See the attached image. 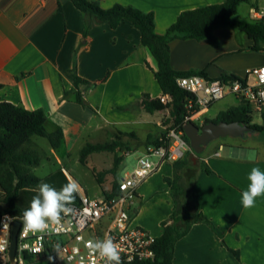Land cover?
<instances>
[{"label":"crops","instance_id":"obj_1","mask_svg":"<svg viewBox=\"0 0 264 264\" xmlns=\"http://www.w3.org/2000/svg\"><path fill=\"white\" fill-rule=\"evenodd\" d=\"M94 1L104 9L120 4L154 12L156 32L160 35L183 11L215 4L213 0H178V7L174 8L172 0ZM159 4L163 10L158 8ZM90 22L85 36L86 15L72 0H0V103H12L30 111L42 109L48 118V131L62 129L64 133L61 150L56 152L51 147L49 151L58 167L40 177L35 170L43 164L41 161L32 168L39 178L63 169L73 180L69 170L62 166L60 152L69 155L78 151L81 155L88 144H104L118 136L126 145L123 152L137 151V164L173 123L170 109L151 114L141 105L144 95L155 99L164 94L154 74L158 70L157 60L143 45L141 31L129 20L116 29L93 17ZM215 34L220 41L218 47L206 40L174 39L170 43L173 68L205 71L208 78L219 79L227 73L244 76L248 69L264 65L261 62L237 68L228 64L224 58L244 51L245 45H240L231 28L217 29ZM246 38L250 41L248 47H255L251 44L255 41L247 34ZM75 70L87 81L78 87L87 106L76 102L73 94L65 96L66 92L77 90ZM231 96L214 103L203 118L215 119L242 103H235L236 97L231 101ZM255 116L262 119L254 115L253 124L262 125L263 122L255 123ZM243 140V145H233L239 151L227 154L223 144L208 146L197 157L199 164L193 163L194 199L215 229L204 223L195 224L176 243L174 264H264V196L257 198L252 208L246 209L241 203L250 170L258 167L264 171V132L246 135ZM33 143L42 144L32 139ZM123 152L120 156L124 157ZM97 154L112 153L91 154L88 164ZM173 164L162 163L140 186L135 204L138 207L134 209L137 224L154 232L160 227L161 235L162 222L173 213V198L165 181L174 175ZM113 169L117 177L118 167ZM115 176L107 174L105 189L112 188L108 189L109 181L111 185ZM232 250L239 252L240 259Z\"/></svg>","mask_w":264,"mask_h":264},{"label":"trees","instance_id":"obj_2","mask_svg":"<svg viewBox=\"0 0 264 264\" xmlns=\"http://www.w3.org/2000/svg\"><path fill=\"white\" fill-rule=\"evenodd\" d=\"M251 0H226L221 4L207 5L193 10L183 11L164 35L156 32V17L154 12H145L133 6L117 4L110 9L101 7L98 1L94 0H72L74 5L86 15L87 36L90 28V19L93 17L99 23H107L116 29L125 21H131L142 33V43L148 47L158 63V70L154 72L155 78L164 94L170 95L173 102L165 105L159 98H151L144 95L141 105L151 114L170 109L173 124H181L186 115L187 92L182 90L176 82L181 76L202 75L207 77L205 71L190 70L177 71L171 64L170 43L174 39L206 40L213 47L220 45L219 38L215 31L220 28H231L247 34L256 43L253 49L259 50V45L264 44V18L253 21H237L234 16L243 3H250ZM235 76V75H234ZM226 78V77H225ZM76 91H68L65 96L73 94L76 102L87 106L84 96L78 87L86 80L80 78L76 70L74 72ZM250 106L241 103L237 107H231L221 112L217 118L208 119L207 122H240L248 124L254 132H264V113L262 125L253 124V116ZM48 118L42 109L30 111L23 106L8 102L0 103V218L4 214H11L21 217L23 211L29 207L30 201L36 195L37 185L41 181L52 184L57 189L70 180L63 169H59L45 178H39L32 168L41 162L39 154L30 148L32 138L39 136L46 138L51 147L59 152L64 145V133L62 129L50 132L47 129ZM123 135V134H122ZM166 135V134H165ZM163 135V137H165ZM132 136H135L132 134ZM186 140H190L185 136ZM155 146L163 144L157 140ZM126 148L121 136L104 144H88L81 151L80 162L88 165V157L94 153H114L116 156V167L123 161L120 153ZM173 177H166L170 193L173 198V213L162 222L163 233L157 238L155 251L156 258L148 264H174V252L176 243L184 238L195 224L204 223L215 229L212 221L199 210L194 199L193 183L190 189H186L183 180L187 179L189 170L193 163L188 155L174 164ZM211 173L209 169H206ZM93 174L102 188L103 195L113 197L119 193V181L115 176V170L97 172ZM112 173L115 177L112 188H104L107 174ZM189 177V176H188ZM80 202L79 195H76L73 204ZM238 259L240 254L232 250Z\"/></svg>","mask_w":264,"mask_h":264},{"label":"built area","instance_id":"obj_3","mask_svg":"<svg viewBox=\"0 0 264 264\" xmlns=\"http://www.w3.org/2000/svg\"><path fill=\"white\" fill-rule=\"evenodd\" d=\"M251 16L264 18V7L251 8ZM226 77V78H225ZM177 85L187 92L186 115L181 124H171L160 146L151 147L138 160L135 168L119 180V193L113 197L92 198L79 191L80 202L72 204V211L64 214L58 225L49 230L25 232L22 216L4 214L0 218V264H11L9 249L12 227L21 222L17 253L14 264H105V260L88 247L89 241L111 235L118 244L122 264H148L156 258L157 238L140 226H135L131 209L138 199L140 186L161 164L183 160L194 149L185 138L184 126L189 122L204 125L205 112L228 95L250 106L252 116L264 113V65L248 69L244 76L224 74L219 79L202 75L181 76ZM162 103L173 102L170 95L163 94ZM129 152L123 155L129 156Z\"/></svg>","mask_w":264,"mask_h":264},{"label":"rangeland","instance_id":"obj_4","mask_svg":"<svg viewBox=\"0 0 264 264\" xmlns=\"http://www.w3.org/2000/svg\"><path fill=\"white\" fill-rule=\"evenodd\" d=\"M223 0H213L215 4H219ZM159 9L163 10L161 8V4L158 5ZM172 6L174 8L178 7V0H172ZM264 7V0H251L250 3H243L239 6L237 14L234 16V20L237 21H253L255 20L251 16V8H262ZM233 30V29H232ZM235 31V30H234ZM236 32V38L238 42L243 45H245V50L242 52H238L237 54L228 56L227 58H224V61L227 62L230 65H234L237 68H245L246 66H250L251 64H259L261 62H264V44L259 45V50L249 48L248 43L250 42L248 38H246V34L240 31ZM224 36L222 35V40H224ZM253 46L256 44L254 42L251 43ZM234 96H231V101L233 100ZM235 98V97H234ZM238 99L235 98V103ZM240 101V100H238ZM241 102V101H240ZM214 112L210 114L211 118H214ZM208 120V119H206ZM263 122L261 117L255 116V123H261ZM168 123V122H167ZM199 124V122H197ZM33 141H39L42 144H31L30 148L32 150H35L39 156L41 157V161H44L43 164L36 168L35 172L38 176L44 177L46 176L50 171L54 170L58 167V164L56 162V159L54 156H49V151L51 150V145L49 141L46 138L34 136ZM215 143L217 144H223L226 154L230 152H236L239 151L238 148H234V144H238V146L244 144V140L241 137H221L209 144V147H212ZM129 150V148H127ZM113 154V153H112ZM97 154V158H95L91 164L83 165L80 162V152H74L72 154H65L64 151L60 152L59 156L62 160V166L67 168L72 175L73 180L77 181L80 184V190L84 193H88L92 198L94 197H102V188H100V185L95 179V176L93 174L92 168L96 169L97 172H103L113 169L116 165V156L115 154ZM201 154H196L195 152L189 153L188 157L192 161V163H195L196 165L199 164V158H197ZM138 156L137 151H132L129 156H124L122 164L119 165L118 171H117V177L118 181L121 180L126 172L132 171L135 164H136V158ZM50 158V160H48ZM48 160V161H47ZM137 165V164H136ZM110 167V168H109ZM109 168V169H108ZM194 174V170H189L187 179L183 180L184 186L186 189H190L192 186V176ZM112 177L109 179L111 180ZM109 188L112 187V183L110 185L109 181ZM169 189V188H168ZM169 191V190H168ZM138 206L135 205L130 211V214L132 216L133 222L135 226L143 227L144 229L151 232L154 236H160L161 235V228L157 229V231H152L148 226L137 224V217L138 214L135 212L134 209H136ZM152 219V217H150ZM154 224L153 222H151ZM156 224V222H155ZM32 264H49L48 262H36Z\"/></svg>","mask_w":264,"mask_h":264},{"label":"clouds","instance_id":"obj_5","mask_svg":"<svg viewBox=\"0 0 264 264\" xmlns=\"http://www.w3.org/2000/svg\"><path fill=\"white\" fill-rule=\"evenodd\" d=\"M249 183L241 193V203L244 208L255 207L256 200L264 196V171L253 167L247 177ZM80 184L70 180L57 189L52 184L41 181L36 188V195L30 205L23 211L22 220L25 232H45L50 225H58L64 214L72 211L76 195L80 191ZM88 247L94 254L105 260V264H122L119 246L111 235L103 239L89 241Z\"/></svg>","mask_w":264,"mask_h":264},{"label":"water","instance_id":"obj_6","mask_svg":"<svg viewBox=\"0 0 264 264\" xmlns=\"http://www.w3.org/2000/svg\"><path fill=\"white\" fill-rule=\"evenodd\" d=\"M185 135L190 140V145L196 154L203 153L209 144L221 137H241L257 135L248 124L240 122H207L199 126L195 122H189L184 126ZM21 229V222L17 221L12 227L11 245L9 249V257L11 264L17 253L18 234Z\"/></svg>","mask_w":264,"mask_h":264},{"label":"flooded vegetation","instance_id":"obj_7","mask_svg":"<svg viewBox=\"0 0 264 264\" xmlns=\"http://www.w3.org/2000/svg\"><path fill=\"white\" fill-rule=\"evenodd\" d=\"M204 124H206V122Z\"/></svg>","mask_w":264,"mask_h":264}]
</instances>
